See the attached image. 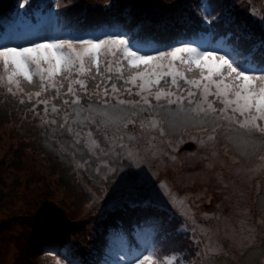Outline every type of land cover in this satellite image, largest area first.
<instances>
[{
  "label": "snow or ice",
  "instance_id": "obj_1",
  "mask_svg": "<svg viewBox=\"0 0 264 264\" xmlns=\"http://www.w3.org/2000/svg\"><path fill=\"white\" fill-rule=\"evenodd\" d=\"M213 6L204 8L208 19ZM236 6L233 0L215 24L203 29L236 25V42L224 47L193 40L186 13L175 5L176 11L157 12L155 20L122 30L108 22L81 27L79 18L91 9L78 4L76 16L63 17L66 32L0 36V88L18 97L42 126L67 136L75 148L83 143L102 160L101 180L107 186L102 194L138 209L142 223L155 233L142 250L137 246L135 264H198L205 255L201 250L191 258L178 244L166 247L189 231L197 248L201 241L195 228L187 227L191 210L177 207L170 192L166 199L142 166L146 157L136 146L140 139L154 147L152 141L165 137L174 119L181 117L185 132L194 128L209 141L222 137L226 151L233 139L260 141L264 147V18L250 13L261 26L262 35L255 37L238 22Z\"/></svg>",
  "mask_w": 264,
  "mask_h": 264
},
{
  "label": "rangeland",
  "instance_id": "obj_2",
  "mask_svg": "<svg viewBox=\"0 0 264 264\" xmlns=\"http://www.w3.org/2000/svg\"><path fill=\"white\" fill-rule=\"evenodd\" d=\"M14 1L19 14L13 25L16 30L11 29V33L22 29L24 32L57 34L56 25L61 17L53 8L49 7L47 13L41 14L36 12L39 10L34 0ZM56 1L59 7H67L72 2ZM235 2L236 9L238 6L247 8L248 2L249 9L264 18V0ZM232 3L233 0H76L73 4L75 10L78 4L90 6L88 15L79 18L81 27L108 22L122 30H134L141 21L152 16L156 18L157 12L176 11L174 5L183 12L187 8L198 11L195 21L198 24L200 16L205 15V7L214 5L213 8L224 10ZM21 4L24 6L20 7ZM157 5L160 6L158 9ZM209 10L212 11V7ZM215 18L212 16L210 20ZM83 20L89 23L83 25ZM29 25L34 29L30 31ZM67 28L68 24L64 32ZM4 90L0 88V94ZM28 115L10 121L0 120V261L16 264L19 254H23L22 246L28 247L31 234L43 227L37 215L45 210L51 215L47 225L55 224V229L66 240L59 248V258L67 257L73 264H81L80 253L84 264H88L84 245L91 239L92 242L98 240L104 222L111 219V212L115 209L109 196L102 194L107 189L101 180L103 161L92 156L83 143L79 148L73 147L70 138L51 132L47 125L42 126L38 119H34L31 112ZM168 129L165 137L152 141L154 147H150L145 138L136 146L146 157L142 166L146 171L150 170L153 183L160 186L164 197L167 199L170 192L176 198L177 207L182 204L191 210L188 229L195 228V234H199L197 239L207 238L208 252L213 255L205 253L210 261L199 259L198 264L219 262L213 258L223 247L234 253H243L232 256L234 264H242L238 259L245 264H264V245L260 248L264 236V223L261 222L264 197H258L260 191L264 193V147L261 142L229 140L226 151L222 137L209 141L206 134L194 128L185 132L181 117H176ZM41 132L49 134L46 148L62 156L68 163L67 170L52 163L49 165L46 153L39 147ZM136 134L139 135V130ZM97 139L103 147V138ZM190 142L195 143L194 150L182 152L181 149ZM154 151L156 155H153ZM13 158L19 160L15 167L11 164ZM97 166L101 167L99 173ZM256 199L259 208L255 206ZM129 208L124 210L131 213ZM171 211L180 217L176 209ZM4 222H8L7 228L1 227ZM190 234L191 231L177 237L171 244L181 243L191 248Z\"/></svg>",
  "mask_w": 264,
  "mask_h": 264
},
{
  "label": "trees",
  "instance_id": "obj_3",
  "mask_svg": "<svg viewBox=\"0 0 264 264\" xmlns=\"http://www.w3.org/2000/svg\"><path fill=\"white\" fill-rule=\"evenodd\" d=\"M34 1H36V6L39 10L36 11L37 13H47L46 9L49 7L53 8L56 14L60 13L59 16L61 17V19L58 20V23L56 25L57 34L64 32L65 26L66 24H68L67 21L63 19L64 16L74 17L77 15L73 2H71L70 5L67 6V8L72 9L73 11L64 12L63 9L65 7H59V4L56 0ZM248 4L249 3L247 2L246 5ZM15 7L16 2L14 0H0V36L9 34L13 29H15L13 25L15 26L19 14L18 9H15ZM238 7L234 11V15L237 17L238 22L244 28V31L252 32L255 37H259L260 35H262L259 20L254 19L250 14L254 13L253 10L249 8L243 9ZM212 9L213 10L211 11V14L213 17L217 18L224 14L223 9H220L218 7H212ZM185 13L187 15L186 27L190 33H195V35L191 37L193 40L197 42L213 43L215 46L220 47H224L225 45L236 42L238 36V33L236 32V25H225L221 23V25L217 26L216 31H204V27L207 24H215V20H210L205 15L200 14L201 21L198 24H195V21L197 20L199 14L198 11L195 12L187 8L185 9ZM255 16L258 17L256 14ZM151 19L155 20L156 18L152 16ZM81 23L85 25L89 22H85L83 20V22ZM28 27L30 31L34 29L33 25H29ZM18 32L21 33L24 32V30L18 29ZM4 91V93L1 92L0 94V120L5 119L10 121L11 118H17L19 116L23 118L25 116H29L28 113L30 112L28 111V108L18 103V97H12L11 95L7 94L6 90ZM191 131H194V129H191ZM45 134L46 132L40 133L41 137L39 140V147H41L42 150L46 153L49 165L52 163V165H58L67 170L68 163L64 162L62 156H58L55 152L52 153L46 148V142L49 134ZM82 158L84 159V157ZM17 162H19L18 158H13L11 164H14L15 167V165H17ZM89 164L90 163L88 162L87 165ZM258 197L263 198L264 193L260 191L258 193ZM254 202L255 206L259 208V200L256 199V201ZM113 204L115 209L111 212V219H108L104 222L102 226L103 231L102 234L98 235V240L92 242L91 239L84 245V247L86 248L88 264H135V259L137 256H139L135 255V253H139L136 251L137 246H140L142 250L145 243L150 242L155 235L150 226L145 227V225L142 223V213L138 209L129 208L131 209V213H128L124 210L127 206L122 207L119 204ZM50 216V212L45 210L38 213L37 217L39 219L37 220L42 221L43 227L37 233L31 234L28 247L22 246L23 254H19L16 264H57L58 260L61 262V264H67L66 259H61L59 258V255H57L59 248L65 245L66 240H64L61 232L56 230L53 225H47L49 223ZM178 218L181 219L180 217ZM8 225V222H4L3 226L1 227L7 228ZM191 235L192 234L188 236L189 239ZM196 236L199 237V234H196ZM218 238L220 239L221 236ZM199 240H201L199 248H197L192 242L191 248L185 247L184 244L181 243L179 245L189 251V253L191 254V258H196V252L201 250H204L205 253L209 255H213L208 252V247L205 248L207 238L201 237ZM263 245L264 236L261 239L260 248H262ZM168 246H171V242ZM84 247L79 246L80 249H83ZM119 253H121L122 255L119 256ZM236 254L243 255V253H234V251H230L228 247H223V250L219 252V254L214 255L213 260L219 261L216 262V264H234L235 262L232 256ZM79 256L81 264H84L85 261L83 257H81L80 253ZM202 259L203 262L210 261L207 255L203 256ZM238 261L242 262V264H245L241 259H238ZM0 264H3V262L0 261Z\"/></svg>",
  "mask_w": 264,
  "mask_h": 264
},
{
  "label": "water",
  "instance_id": "obj_4",
  "mask_svg": "<svg viewBox=\"0 0 264 264\" xmlns=\"http://www.w3.org/2000/svg\"><path fill=\"white\" fill-rule=\"evenodd\" d=\"M195 148V144L194 143H187L182 149L181 151L182 152H185V151H193Z\"/></svg>",
  "mask_w": 264,
  "mask_h": 264
}]
</instances>
